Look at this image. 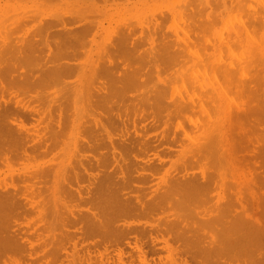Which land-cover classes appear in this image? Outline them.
Returning <instances> with one entry per match:
<instances>
[{"label":"rangeland","instance_id":"1","mask_svg":"<svg viewBox=\"0 0 264 264\" xmlns=\"http://www.w3.org/2000/svg\"><path fill=\"white\" fill-rule=\"evenodd\" d=\"M122 1L0 0V78L3 79H0V124L3 123L0 140L7 139L0 141V191L12 190L9 195L13 200L9 203L13 208L8 199L2 202L4 207L0 205V264H128L124 261L130 252L129 245L136 243L148 250L151 238L157 239V246L162 247L160 253L149 254L142 261L135 259L134 264L137 260L138 264H177L186 257L192 264L196 260L207 264L208 260L204 261L207 254L204 256L202 252L213 244L226 249L228 243L222 234L230 227L236 225L238 234L253 232L257 236L256 230L264 233V0ZM251 1L255 4H250ZM17 22L24 27L16 29ZM119 32L129 39L122 40L119 35L118 40ZM73 35L80 42H74ZM8 40L13 48L18 45L15 50ZM177 41L186 45L178 46ZM117 42L122 46H117ZM170 48L174 53L168 52ZM156 50L162 55L156 57ZM167 54L175 61L169 59L170 64L163 63V58L164 62L168 59ZM99 68L108 69L102 71L105 76L99 73ZM96 69L100 75H95ZM108 73L116 76L107 77ZM126 75L134 81L138 77L135 82L132 80L138 90L135 85H129L133 82L129 77L125 79ZM49 84L51 87L47 89ZM109 86L114 87L110 90ZM115 87H120L115 89L116 93ZM107 89L115 93L110 98V103H114H109L111 94L106 93ZM94 99L96 109L92 104ZM104 103L112 113L103 111ZM183 105H187L185 110L181 108ZM86 125L90 126H87L89 130ZM83 127L85 133L94 128L88 132L89 140L81 132ZM210 142L214 144L209 145ZM203 147L205 150L201 151ZM36 149L41 153L34 152ZM39 169L47 174L36 171ZM68 169L71 173L66 172ZM31 176L34 178L29 181ZM180 182H186L187 189ZM120 184L126 187L120 189L123 188ZM16 185L21 189L16 190ZM117 185L119 189L113 188ZM172 189H178L179 193ZM236 218L243 225L245 222V227ZM256 224L262 227L257 228ZM121 225L130 229L128 241L132 244L125 246L124 242L119 249L105 247L110 242L106 238L105 243L103 234L107 231L110 234L115 226ZM263 233L259 240L264 246ZM9 237L15 242L13 245L4 243ZM256 241L252 243L259 244ZM247 242L251 244V241L239 242L238 247L241 243V248H255ZM205 245L208 247L201 252L199 248ZM193 246L196 249L201 246L200 251L191 249ZM189 248L191 252L202 253L204 259L195 257L199 255L195 251V258H191L194 254L189 256L186 251L190 252Z\"/></svg>","mask_w":264,"mask_h":264},{"label":"bare ground","instance_id":"2","mask_svg":"<svg viewBox=\"0 0 264 264\" xmlns=\"http://www.w3.org/2000/svg\"><path fill=\"white\" fill-rule=\"evenodd\" d=\"M54 1H55V0H54ZM120 1H122V0H120ZM186 1H187V0H186ZM242 1H243V0H242ZM244 1H245V0H244ZM249 1H250V0H249ZM249 1L247 0V2H249ZM12 2H13V1H12ZM122 2H123V1H122ZM240 2H241V1H240ZM245 2H246V1H245ZM251 2H252V1H251ZM260 2L262 3V1H260ZM193 3H194V1H193ZM236 3H237V2H236ZM185 4H186V3H185ZM196 4H197V3H196ZM250 4H253V2L250 3ZM254 4H255V3H254ZM254 4H253V5H254ZM119 5H120V4H119ZM123 5H124V4H123ZM180 5H181V4H180ZM188 5H189V4H188ZM201 5H202V2H201ZM239 5H240V4H239ZM239 5H238V6H239ZM241 5H242V4H241ZM243 5H244V3H243ZM243 5H242V6H243ZM261 5H263V3H262ZM181 6H183V5H181ZM194 6H196V5H194ZM197 6H198V5H197ZM238 6H237V7H238ZM242 6H241V7H242ZM244 6H245V5H244ZM244 6H243V9L245 8ZM250 6H252V5H250ZM191 7H192V6H191ZM241 7H239V10H240ZM246 7H248V6H246ZM257 8H258V7H257ZM257 8H256V9H257ZM194 9H195V7H194ZM243 9L241 8V11H243ZM245 9H246V8H245ZM260 9H261V8H260ZM118 11H119V10H118ZM193 11H194V10H193ZM197 11H198V9H197ZM246 11H249V9H247ZM251 11H252V10H251ZM30 12H31V11H30ZM164 12H165V11H164ZM164 12H163V13H164ZM195 12H196V11H195ZM195 12H194V13H195ZM199 12H200V11H198V13H199ZM249 12H250V11H249ZM254 12H256V10H255ZM79 13H80V12H79ZM91 13H92V12H91ZM118 13H119V12H118ZM245 13H246V12H245ZM250 13H251V12H250ZM31 14L33 15V13H31ZM36 14H37V13H36ZM81 14H83V13H81ZM85 14H86V13H85ZM164 14H165V13H164ZM166 14H168V13H166ZM192 14H193V13H192ZM251 14H253V12H252ZM251 14H250V15H251ZM254 14H255V13H254ZM52 15H54V14L52 13ZM55 15H58V14H55ZM187 15H188V14H187ZM29 16H30V15H29ZM35 16H36V15H35ZM38 16H39V15H38ZM58 16H59V15H58ZM85 16H87V15H85ZM233 16H234V15H233ZM258 16H259V15H258ZM25 17H28V16H25ZM31 17L34 18V16H31ZM167 17H168V16H167ZM56 18H57V17H56ZM86 18H87V17H86ZM159 18H160V17H159ZM171 18H172V17H171ZM211 18H212V17H211ZM60 19H61V17H60ZM232 19H233V18H232ZM250 19H251V18H250ZM162 20H163V18H162ZM165 20H166V19H165ZM170 20H171V19H170ZM63 21H64V20H63ZM87 21H88V20H87ZM171 21H173V20H171ZM192 21H193V20H192ZM20 22H21V20H20ZM20 22H17V23H19V25H18V27H17V25L15 26V27H17L16 29L21 28V27L23 26V25L21 26L22 23L20 24ZM56 22H57V21H56ZM56 22L53 21V23H56ZM90 22H92V21H90ZM116 22H118V21H116ZM128 22H129V20H128ZM128 22H127V23H128ZM224 22H225V21H224ZM53 23H52V24H53ZM94 23H95V22H94ZM160 23H161V20H160ZM171 23H172V22H171ZM230 23H231V22H230ZM241 23H242V22H241ZM42 24H43V23H42ZM44 24H45V23H44ZM50 24H51V23H50ZM121 24L123 25V24H125V23H121ZM161 24H162V23H161ZM165 24H166V23H165ZM243 24H244V23H243ZM46 25H47V24H46ZM48 25H49V24H48ZM106 25H107V24H106ZM130 25H131V23H130ZM132 25H133V24H132ZM158 25H159V24H158ZM162 25H163V24H162ZM162 25H160V27H162ZM50 26H51V25H50ZM125 26H126V25H125ZM203 26H204V25H203ZM243 26H244V25H243ZM23 27H24V26H23ZM46 27H49V26H46ZM117 27H118V26H117ZM131 27H132V26H131ZM201 27H202V26H201ZM258 27H259V26H258ZM41 28H42V25H41ZM43 28H44V27H43ZM65 28H66V26H63V29H65ZM120 28H121V27H120ZM123 28H124V27H123ZM163 28H164V26H163ZM196 28H197V27H196ZM196 28H195V29H196ZM244 28H245V27H244ZM12 29H14L13 31H16L14 27H13ZM121 29H122V28H121ZM126 29H127V28H126ZM192 29H194V28H192ZM122 30H123V29H122ZM161 30H162V29H161ZM247 30H248V29H247ZM247 30H246V28H245V31H247ZM124 31H125V30H124ZM131 31H132V30H131ZM142 31H144L143 28H142ZM181 31H182V30H181ZM234 31H235V30H234ZM248 31H249V30H248ZM248 31H247V32H248ZM17 32H18V30L16 31V33H17ZM133 32H134V30H133ZM133 32H132V34H134ZM172 32H174V31H172ZM202 32H203V31H202ZM1 33H2V32H1ZM136 33H137V32H136ZM144 33H145V32H144ZM174 33H175V32H174ZM174 33H173V34H174ZM248 33H249V32H248ZM251 33L254 34L253 32H251ZM9 34H10V32H9ZM11 34H12V33H11ZM13 34H15V33L13 32ZM120 34H122V32H121V33L119 32L118 37L116 36L117 38H119L118 40H120V37H121L122 40L126 39V37H127L126 34H125V35H122V36H125V38H124V37L122 38V36H121ZM129 34H130V33H129ZM129 34H128V35H129ZM145 34H146V33H145ZM173 34H169V35H173ZM175 34H176V33H175ZM7 35H8V33H7ZM119 35H120V37H119ZM179 35H180V34H179ZM219 35H220V34H219ZM10 36H11V35H10ZM10 36H9V37H10ZM73 36H74V35H73ZM76 36H77V35H76ZM175 36H177V34H176ZM175 36H173V37H175ZM248 36H249V35H248ZM251 36H252V35H251ZM251 36H250V37H251ZM254 36H255V35H254ZM6 37L8 38V36H6ZM130 37H131V36H130ZM168 37L170 38V36H167V40H168ZM205 37H206V36H205ZM255 37H256V36H255ZM74 38H75V36H74ZM83 38H85V37H83ZM175 38H176V37H175ZM179 38H180V36H179ZM199 38H200V35H199ZM8 39H9V38H8ZM76 39H77V40H76ZM128 39H129V37H127L126 40H128ZM172 39H173V38H172ZM176 39H178V38H176ZM176 39H174V40H176ZM256 39H257V37H256ZM10 40H11V39H10ZM10 40H8V43H9ZM78 40H79V39H78V36H77V38L74 39V42H75V41H78ZM80 40H81V39H80ZM82 40H83V39H82ZM113 40H116V39L114 38ZM143 40H144V39H143ZM183 40H184V39H183ZM263 40H264V39H263ZM29 41H32V40H29ZM116 41H117V40H116ZM116 41H115V42H116ZM138 41H139V40H138ZM165 41H166V40H165ZM168 41H170V40H168ZM185 41H186V39H185L183 42H185ZM32 42H33V41H32ZM32 42H31V43H32ZM78 42H80V41H78ZM81 42H82V41H81ZM115 42H114V44H116ZM124 42H125V41H124ZM124 42H122V44H123V45H126ZM173 42H174V41H173ZM173 42H172V43H173ZM181 42H182V41H180L179 43H181ZM10 43H11V41H10ZM23 43H24V42H23ZM27 43H28V42H27ZM29 43H30V42H29ZM29 43H28V44H29ZM33 43H34V42H33ZM33 43H32V45H33ZM117 43H119V42H117ZM177 43H178V41L176 42V45H178V46L183 45V44H180V45H179V44H177ZM11 44H12V43H11ZM76 44H77V43H76ZM78 44H79V43H78ZM78 44H77V45H78ZM112 44H113V43H112ZM120 44H121V42H120L117 46H122V45H120ZM165 44H166V43H165ZM190 44H191V43H190ZM25 45H26V44L24 43V46H25ZM29 45H30V44H29ZM32 45H31V46H32ZM83 45H84V43H83ZM167 45H168V44H167ZM173 45H174V43H173ZM173 45H172V47H173ZM185 45H186V44H185ZM185 45H183V47H184ZM8 46H9V45H8ZM17 46H18V45H15L14 48H13V44H12L11 47L13 48V50H15V47H17ZM19 46H20V45H19ZM79 46H80V45H79ZM81 46H82V45H81ZM190 46H191V45H190ZM195 46H197V44H196ZM22 47H23V45L21 46V48H22ZM28 47H30V46H28ZM33 47L35 48L34 45H33ZM164 47H166V46L164 45ZM167 47H168V46H167ZM3 48H4V47H3ZM31 48H32V47H31ZM34 48H33V49H34ZM120 48H121V47H118L119 50H122V49H120ZM133 48H134V47H133ZM160 48H162V47H160ZM175 48H176V47H175ZM177 48H178V47H177ZM181 48H182V47H181ZM185 48L187 49V47H185ZM5 49H7L6 46H5ZM33 49H31V50L33 51ZM78 49H79V48H78ZM8 50H9V48H8ZM16 50H17V49H16ZM24 50H27V49H24ZM24 50H23V51H24ZM157 50H158V49H157ZM157 50H156L155 53H154V55H155L156 57H157L156 54L162 55V54H160L161 52L158 53L159 51H157ZM168 50H171V48L168 49ZM175 50H176V49H175ZM182 50H183V48H182ZM2 51H4V50H2ZM147 51H148V50H147ZM160 51H162V50H160ZM164 51H165V50H164ZM164 51H163V52H164ZM172 51H173V50L168 51V52H172ZM186 51H188V49H187ZM198 51H199V50H198ZM7 52H9V51H7ZM16 52H17V51H16ZM26 52H27V51H24V53H26ZM29 52H30V51H28V53H29ZM34 52H35V50H34ZM58 52H59V51H58ZM156 52H157V53H156ZM168 52H166V53H168ZM181 52H185V50H184V51H181ZM191 52H192V51H190V53H191ZM231 52H232V51H231ZM0 53H1V52H0ZM59 53H60V52H59ZM121 53H122V52H121ZM166 53H165V55H166ZM173 53H174V51H173ZM179 53H180V52L178 51L177 54H179ZM1 54H2V53H1ZM6 54H7V53H6ZM32 54H33V52H32ZM32 54H30V56H31ZM163 54H164V53H163ZM170 54H171V53H170ZM239 54H241V53H239ZM159 55H158V56H159ZM165 55L162 56V57H165ZM182 55H183V54H182ZM187 55H188V54H187ZM193 55L196 56V54H193ZM198 55H200V54H198ZM26 56H27V55H26ZM167 56H168V54H167ZM167 56H166V57H167ZM169 56H170V55H169ZM169 56H168V59H167L166 62H164V58H163V63H167V62L169 63V62H170L169 59H171L170 57H172L173 55L171 54V56H170V57H169ZM184 56H186V55H184ZM189 56H190V55H189ZM200 56H201V55H200ZM200 56H199V57H200ZM235 56H236V55H235ZM160 57H161V56H160ZM160 57H159V58H160ZM166 57H165V60H166ZM181 57H182V56H181ZM199 57H198V58H199ZM240 57H241V56H240ZM159 58H158V60H159ZM173 58H174V57H173ZM173 58H172V59H173ZM177 58H178V57H177ZM177 58H176V59H177ZM31 59H32V57H31ZM34 59H36V58H34ZM101 59H102V58H101ZM172 59H171V60H172ZM182 59H183V57H182ZM189 59H190V58H189ZM216 59H217V58H216ZM25 60H26V59H25ZM28 60H29V58H28ZM103 60H104V59H103ZM158 60H157V61H158ZM218 60H219V56H218ZM239 60H240V59H239ZM159 61L162 62L161 60H159ZM173 61H175V60L173 59ZM173 61H171V62L173 63ZM178 61H179V60L177 59V62H178ZM187 61H188V60H187ZM189 62H190V61H189ZM194 62H195V61H194ZM233 62H234V61H232V63H233ZM250 62H251V61H249V63H250ZM252 62H253V61H252ZM29 63L31 64V62H29ZM87 63H88V62H87ZM102 63H103V61H102ZM184 63H185V62H184ZM25 64H26V62H25ZM30 64H29V65H30ZM103 64H104V63H103ZM103 64H102V65H103ZM169 64H170V63H169ZM175 64H177V63H175ZM182 64H183V63H182ZM233 64H234V63H233ZM233 64H232V67H234ZM32 65H33V63H32ZM32 65H31V66H32ZM76 65H77V64H76ZM79 65H80V64H79ZM100 65H101V64H100ZM102 65H101V66H102ZM109 65H110V64H109ZM109 65H106V66L108 67V69L111 67V65H110V67H109ZM27 66H28V65H27ZM77 66H78V65H77ZM104 66H105V64H104ZM162 66H163V65H162ZM173 66H174V65H173ZM180 66H181V65H180ZM182 66H184V65H182ZM182 66H181V67H182ZM219 66H220V65H219ZM223 66H224V64H223ZM97 67H98V66H97ZM178 67H179V66H178ZM227 67H229L230 70L232 69L231 66H227ZM230 67H231V68H230ZM111 68H112V67H111ZM111 68H110V69H111ZM163 68H164V67H163ZM195 68H196V67H195ZM223 68H226V67H223ZM223 68H222V70H223ZM76 69H77V67H76ZM94 69H95V68H94ZM99 69H101V68H99ZM108 69H106V68L103 69V68H102L101 71L98 70V69H96L97 71H96L95 75H100L99 73H101V75H104V76H105V74H102V71H103V73H104V72H105L104 70L107 71ZM110 69H109V70H110ZM239 69H240V68H239ZM4 70H5V69H4ZM58 70H59V69H58ZM64 70H65V69H64ZM77 70H78V69H77ZM133 70H134V69H133ZM230 70H229V71H230ZM232 70H235V68H233ZM55 71H56V70H55ZM62 71H63V70H62ZM74 71H75V70H74ZM74 71H73V74H74ZM84 71H85V70H84ZM98 71H100V72L98 73ZM111 71H112V70H111ZM136 71H137V70H136ZM226 71H227V70H226ZM235 71H236V70H235ZM235 71H234V72H235ZM63 72H64V71H63ZM75 72H76V71H75ZM107 72H108V71H107ZM230 72H231V71H230ZM2 73H3V71H2ZM6 73H9V72H6ZM56 73H57V71H56ZM60 73H61V72H60ZM65 73H66V72H65ZM228 73H229V72H228ZM4 74H5V73H4ZM50 74H51V72H50ZM109 74H110V73H108L106 76L108 77ZM112 74H113L114 76H116L114 73H112ZM112 74H110L111 76H110V75H109V76L112 77V76H113ZM200 74H201V73H200ZM243 74H244V73H243ZM52 75H53V74H52ZM57 75H58V74H57ZM93 75H94V74H93ZM123 75H125V74H123ZM49 76H51V75H49ZM53 76H54V75H53ZM62 76H63V74H62ZM104 76H102V77H104ZM59 77L61 78V76H59ZM93 77H94V76H93ZM97 77H99V76H97ZM97 77H95V79H96ZM100 77H101V76H100ZM107 77H106V80L108 81L109 78L107 79ZM118 77H119V76H117L116 79L114 80L115 83L117 82L116 80H117ZM125 77H126L125 79H128L127 77H129V79H131V81H132V80L134 81V79L130 78V77H132V76H127V75H126ZM211 77H212V76H211ZM57 78H58V76H57ZM113 78H114V77H113ZM121 78L124 79V77H121ZM134 78H135V77H134ZM0 79H1V78H0ZM52 79H53V78H52ZM55 79H56V77H55ZM93 79H94V78H93ZM104 79H105V78H104ZM148 79H149V78H148ZM1 80H3V79H1ZM53 80H54V79H53ZM53 80H51V81H53ZM59 80H60V79H58V82H59L58 84H61ZM110 80H111V79H110ZM110 80H109V81H110ZM119 80H120V79H119ZM136 80H138V77L135 79V81H136ZM4 81H5V80H4ZM54 81H55V80H54ZM93 81H94V80H93ZM107 81H106L104 84H107ZM109 81H108V82H109ZM111 81L113 82V80H111ZM122 81H123V80H122ZM133 81H132V82H133ZM135 81H134V82H135ZM119 82L121 83V80H120ZM123 82H124V81H123ZM132 82H130V83H132ZM134 82H133L132 84H129V81H128V83H127L126 85H128V84H129V85H133L132 87H134V85H135V87H136V89H137V86H136V84H134ZM140 82H141V81H140ZM140 82L138 83V85L141 86V84H143V82H141V83H140ZM144 82H145V81H144ZM46 83H47V82H46ZM56 83H57V82H56ZM93 83H94V82H93ZM93 83H91V84H93ZM96 83H97V82H95V84H96ZM113 83H114V82H113ZM117 83H118V82H117ZM117 83H116V84H117ZM120 83H119V84H120ZM125 83H126V81H125ZM125 83H124V84H125ZM44 84H45V83H44ZM44 84H43V85H44ZM95 84H94V86H95ZM181 84H182V83H181ZM52 85H53V84H52ZM64 85H65V84H64ZM64 85H63V86H64ZM98 85H100V84H98ZM110 85H111V84H110ZM126 85H125V86H126ZM0 86H1V85H0ZM49 86H50V84L48 85V87H47V85H46L47 89L51 87V86H50V87H49ZM53 86H54V85H53ZM63 86H61V87H63ZM101 86H102V85H101ZM116 86H118V85H116ZM123 86H124V85H122V88H123ZM46 87H45L44 89H46ZM95 87H96V86H95ZM113 87H114V86H113ZM113 87H112V88H113ZM120 87H121V86H120ZM120 87H119V88L117 87V88L120 89ZM130 87H131V86H130ZM130 87H129V88H130ZM132 87H131V89H132ZM173 87H174V86H173ZM173 87H172V88H173ZM189 87H190V86H189ZM1 88H2V87H1ZM68 88H69V87H68ZM91 88H92V86H91ZM96 88H98V87H96ZM112 88H110V86H109V89H110V90H112ZM127 88H128V87H127ZM127 88H126V89H127ZM174 88H175V87H174ZM187 88H188V87H187ZM4 89H5V88H3V90H4ZM47 89H46V90H47ZM115 89H116V87L113 89L114 92H115ZM118 89H116V91H117ZM175 89H176V88H175ZM0 90H1V89H0ZM5 90H6V89H5ZM91 90H92V89H91ZM110 90H109V91H110ZM137 90H138V89H137ZM171 90H172V89H171ZM64 91H67V89H65ZM64 91H63V92H64ZM69 91H70V90H69ZM94 91H95V90H94ZM99 91H100V90H99ZM106 91H107L106 93H110V94L112 93V92H109L108 89H107ZM124 91H125V90H124ZM134 91H135V89H134ZM158 91H159V90H158ZM177 91H178V90L176 89V92H177ZM203 91H204V90H203ZM208 91H209V90H208ZM114 92H113L112 94H115V93H116V92H115V93H114ZM122 92H123V91H122ZM137 92H138V91H137ZM160 92H161V91H160ZM193 92H194V91H193ZM51 93H52V92H51ZM91 93H92V92H91ZM100 93H101V91L99 92L98 95H100ZM163 93H166V92L164 91ZM167 93H168V92H167ZM167 93L164 94V95H168ZM173 93H174V92H173ZM177 93L179 94V92H177ZM187 93H189V91H188ZM64 94H66V93L64 92ZM93 94L97 95V93H95V92H94ZM102 94H103V93H101V95H102ZM112 94L110 95V97H108V98H109V103H110V100H111L110 98H111ZM139 94H141V93H139ZM142 94H143V93H142ZM145 94H146V92H145ZM156 94L159 95L160 93H159V94L156 93ZM161 94H162V92H161ZM203 94H204V93H203ZM205 94H206V93H205ZM69 95H70V94H69ZM69 95H68V96H69ZM98 95H97V98H98ZM101 95H100V96H101ZM104 95H106V94L104 93ZM107 95H108V94H107ZM107 95H106V97H107ZM143 95H144V94H143ZM157 95H155V96H157ZM164 95H163V96H164ZM179 95H180V94H179ZM189 95H190V94H189ZM108 96H109V95H108ZM170 96L172 97L171 94H170ZM181 96H182L183 101H184V97H183V95H181ZM94 97L96 98V96H94ZM102 97H103V96H102ZM190 97H191V96H190ZM190 97H189V99H191ZM158 98H160V96H158ZM162 98H163V100H164L165 96L162 97ZM176 98H177V97H175V100H177ZM182 98H181V99H182ZM197 98H198V97H197ZM101 99H102V98H101ZM166 99H167V98H166ZM178 99H179V98H178ZM106 100H108V99H106ZM106 100H104V98H103V102H105ZM160 100H161V98H160ZM171 100H172V99H171ZM173 100H174V97H173ZM173 100H172V102L174 103ZM9 101H10V100H9ZM90 101H92V100H90ZM96 101H97V100H96ZM96 101H95V99H94V103H92V104H94V108H95V106H96V104H97V103L95 104ZM101 101H102V100H101ZM154 101H155V100H154ZM183 101H181V102H183ZM190 101H191V100H190ZM192 101H193V99H192ZM199 101H200V100H199ZM164 102H166V101H164ZM170 102H171V101H170ZM175 102H176V101H175ZM181 102H180V103H181ZM197 102H198V101H197ZM200 102H201V101H200ZM1 103H2V101H1ZM1 103H0V104H1ZM17 103H18V102H17ZM98 103H99V102H98ZM100 103L102 104V102H100ZM106 103H108V101H106ZM106 103L103 104L105 110H103L104 108H103V106H101V107H102V110H103V111H110L111 109H109V107H107V106H106V107L108 108V110H106V107H105ZM111 103H114V101H112ZM111 103H110V104H111ZM166 103H167V102H166ZM166 103H165V104H166ZM168 103H169V102H168ZM193 103H194V102H193ZM198 103H199V102H198ZM198 103H197V104H198ZM92 104H91V105H92ZM170 104H172V103H170ZM183 104H184V103H183ZM188 104H189V103H187V105H188ZM187 105H185V106L183 105L181 108L183 109V108L186 107ZM190 105H191V104H190ZM192 105H193V104H192ZM199 105H200V104H199ZM8 106H9V105H8ZM77 106H78V105H77ZM92 106H93V105H92ZM98 106H99V105H98ZM155 106H156V105H155ZM0 107H1V106H0ZM4 107H5V106H4ZM99 107H100V106H99ZM99 107H97V108H99ZM101 107H100V108H101ZM111 107H112V106H111ZM111 107H110V108H111ZM113 107H115V106H113ZM113 107H112V108H113ZM156 107H157V106H156ZM161 107H162V106H161ZM166 107H167V104H166ZM166 107H165V108H166ZM169 107H170V105L168 104V108H169ZM188 107H191V106H188ZM228 107H229V106H228ZM248 107H249V106H248ZM186 108H187V107H186ZM202 108H203V106H202ZM18 109H20V108H18ZM38 109H39V108H38ZM76 109H77V108H76ZM95 109H96V108H95ZM160 110H161V109H160ZM184 110H185V108H184ZM9 111H10V110H9ZM39 111H40V110H39ZM91 111H92V110H91ZM111 111H112V110H111ZM111 111H110V112H111ZM0 112H1V111H0ZM20 112H21V111H20ZM76 112H77V110H76ZM110 112H108V113L110 114ZM1 113H2V112H1ZM4 113H5V112H4ZM4 113H3V114H4ZM6 113H7V112H6ZM25 113H26V112H25ZM41 113H42V111H41L40 113H38V115H40ZM108 113L106 112V114H108ZM111 113H112V112H111ZM29 114L32 115V113H30V112H29ZM74 114H76V113H74ZM1 115H2V114H1ZM5 115H6V114H5ZM8 115H9V114H8ZM15 115H16V114H15ZM35 115H36V114H35ZM3 116H4V115H3ZM33 116H34V115H33ZM108 116H109V115H108ZM110 116H111V115H110ZM110 116H109V118H110ZM114 116H115V115H114ZM114 116H112V117H114ZM115 117H117V116H115ZM121 117H122V116H121ZM4 118H5V117H4ZM4 118H2V119H4ZM88 118H89V117H88ZM107 118H108V117H106V119H107ZM231 118H232V117H231ZM5 119H7V118H5ZM5 119H4V120H5ZM42 119L44 120L45 118H42ZM42 119H41V120H42ZM90 119H91V118H90ZM110 119H111V118H110ZM110 119H109L108 121H110ZM210 120H211V119H210ZM0 121H2V120H0ZM5 121H6V120H5ZM5 121H3V122H5ZM53 121H54V120H53ZM53 121H52V123H53ZM84 121H85V120H84ZM89 121H92V120H89ZM6 122H7V121H6ZM85 122H86V121H85ZM113 122H114V121H113ZM7 123H8V122H7ZM39 123H40V122H39ZM200 123H201V122H200ZM200 123H199V124H200ZM1 124H3V123H1ZM1 124H0V125H1ZM60 124H61V123H60ZM74 124H75V123H74ZM82 124H83V123H82ZM82 124H81V125H82ZM86 124H87V123H86ZM88 124H89V123H88ZM108 124H110V123H108ZM201 124H203V122H202ZM209 124H210V122H209ZM81 125H80V127H81ZM89 125H91V124H89ZM210 125H211V124H210ZM4 126H6V125H3L2 127H4ZM13 126H14V125H13ZM13 126H12V127H13ZM68 126H69V125H68ZM68 126H67V127H68ZM87 126H88V125H86V128H87ZM201 126H202V125H201ZM216 126H217V125H216ZM216 126H215V127H216ZM0 127H1V126H0ZM43 127H44V126H43ZM47 127H48V125H47ZM73 127H74V126H73ZM88 127H90V126H88ZM92 127H93V126H92ZM97 127H98V124H97ZM199 127H200V126H199ZM202 127H203V126H202ZM7 128H8V125H7ZM50 128H51V127H50ZM84 128H85V127L82 128L81 132H82V131H83V132L85 131L86 128H85V129H84ZM99 128H100V127H99ZM0 129H1V128H0ZM4 129H5V128H3V130H4ZM14 129H15V128H14ZM17 129H18V128H17ZM28 129H29V128H28ZM47 129H49V128H47ZM59 129H60V128H59ZM83 129H84V130H83ZM87 129H88V128H87ZM91 129L93 130L94 128H91ZM91 129H90V131H92ZM114 129H115V128H114ZM201 129H202V128H201ZM9 130L12 131V129H9ZM37 130H38V129H37ZM88 130H89V129H88ZM98 130H99V129H97V131H98ZM4 131H5V130H4ZM4 131H3V132H4ZM6 131H7V130H6ZM11 131H10V132H11ZM14 131H17V130L15 129ZM35 131H36V130H35ZM52 131H53V130H52ZM57 131H59V130H57ZM62 131H63V128H62ZM65 131H67V130L64 129V132H65ZM90 131H88V132H90ZM93 131H94V130H93ZM95 131H96V130H95ZM97 131H96V132H97ZM3 132H2V133H3ZM10 132H9V133H10ZM36 132H37V131H36ZM53 132H56V131H53ZM53 132H52V133H53ZM81 132H80V133H81ZM88 132H86L87 135H86V133L84 132V134H85V136H86L85 138H87V139H88V136L90 135V134H88ZM6 133H7V132H6ZM46 133H48V132H46ZM46 133H44V134H46ZM57 133H61V131L56 132L55 134H57ZM90 133H91V132H90ZM98 133H99V132H98ZM170 133H171V132H170ZM12 134H13V133H12ZM14 134H15V133H14ZM19 134H20V132H19ZM26 134H27V133H26ZM26 134H25V135H26ZM31 134H32V133H31ZM48 134H49V133H48ZM64 134H65V133H64ZM64 134H63V135H64ZM94 134H95V133H94ZM3 135H4V134H1V136H3ZM10 135H11V134H10ZM60 135H61V134H60ZM63 135H62V138H63ZM81 135H83V134H81ZM92 135H93V133H92ZM96 135H97V134H96ZM12 136H13V135H12ZM23 136H24V135H22V139L19 138V139H21L22 141H23ZM50 136H51V135H50ZM90 136H91V135H90ZM90 136H89V137H90ZM164 136H165V135H164ZM42 137H43V136H42ZM42 137H41V138H42ZM51 137H52V136H51ZM54 137H55V136H54ZM58 137H60V136L58 135ZM166 137H167V136H166ZM177 137H178V136H177ZM212 137H214V135H213ZM0 138H1V137H0ZM14 138H15V136H14ZM14 138H13V140H14ZM56 138H57V136H56ZM56 138H55V139H56ZM96 138H97V137H96ZM214 138H215V137H214ZM214 138H213V141H215ZM19 139H17V140L20 142ZM55 139H54V141H56ZM58 139H59V138H58ZM89 139H90V138H89ZM89 139H88V140H89ZM1 140H3V139H1ZM1 140H0V141H1ZM5 140L7 141V139H5ZM5 140H3V141H5ZM8 140H9V139H8ZM76 140H77V139H76ZM79 140H80V139H79ZM129 140H130V139H129ZM28 141H29V138H28ZM167 141H168V140H167ZM19 142H18V143H19ZM24 142H25V141H24ZM81 142H82V141H78V143H81ZM211 142H212V141H211ZM211 142L209 143V145L211 144ZM13 143H14V142H13ZM21 143H22V142H21ZM83 143H84V141H83ZM112 143H114L113 140H112ZM207 143H208V142H207ZM207 143H205V145H206ZM22 144H23V143H22ZM24 144H25V143H24ZM195 144H196V143H195ZM213 144H214V143H213ZM213 144H211V145H213ZM8 145H9V144H8ZM18 145H19V144H18ZM36 145H37V144H36ZM119 145H120V144H119ZM205 145H203V146L205 147ZM207 145H208V144H207ZM209 145H208V146H209ZM215 145H216V144H215ZM32 146H33V145H32ZM115 146H116V145H115ZM115 146H114V147H115ZM1 147H2V146H1ZM6 147H7V146H6ZM11 147H12V149H13V146H11ZM15 147H16V146H15ZM19 147H20V145H19ZM21 147L23 148V145H21ZM21 147H20V148H21ZM29 147H30V146H29ZM34 147H36V146H34ZM37 147H38V146H37ZM204 147L201 148V151L205 150ZM210 147H212V146H210ZM210 147H209V148H210ZM25 148H26V146H25ZM206 148H207V147H206ZM0 149H2V148H0ZM9 149H10V148H9ZM9 149H8V150H9ZM12 149H10V150H12ZM38 149H39V148H38ZM109 149H110V148H109ZM207 149H208V148H207ZM207 149H206V150H207ZM32 150H33V149H32ZM5 151H7V148H6ZM37 151H39V150L36 149V151H34V152H36V153L39 154L40 151H39V152H37ZM212 151L214 152L215 150H213V148H212ZM2 152H3V150H2ZM13 152H14V150H13ZM213 152H212V153H213ZM215 152H216V151H215ZM6 153H7V152H6ZM30 153H33V152L31 151ZM30 153H29V154H30ZM40 153H41V152H40ZM42 153H44V152H42ZM194 153H195V152H194ZM18 154H19V153H18ZM104 154H105V153H104ZM109 154H110V153H109ZM0 155H1V154H0ZM6 155H7V154H6ZM11 155H13V154H11ZM14 155H16V153H15ZM14 155H13V156H14ZM20 155H22V154L20 153ZM20 155H19V156H20ZM34 155H36V154H34ZM34 155H33V156H34ZM44 155H46V154L44 153ZM19 156H15V157H18V158H19ZM33 156H32V157H33ZM41 156H42V155H41ZM46 156H47V155H46ZM0 157H1V156H0ZM21 157H22V156H21ZM34 157H35V156H34ZM43 157H44V156H43ZM22 158H23V157H22ZM29 158H31V157H29ZM35 158H36V157H35ZM54 158H55V157H54ZM54 158H53V159H54ZM38 159H39V156H38ZM2 160H3V158H2ZM9 160H10V155H9ZM12 160H13V158H12ZM16 160H17V159H16ZM16 160H14L13 163H15ZM19 160H20V158H19ZM24 160H25V159H24ZM31 160H32V159H31ZM35 160H36V159H35ZM10 161H11V160H10ZM71 162H72V161H71ZM50 163H51V162H50ZM77 163H78V162H76V166L79 165V164H77ZM17 164H18V163H17ZM74 164H75V163H74ZM49 166H51V165H49ZM73 166L76 167L75 165H73ZM2 167H3V165H2ZM46 167L48 168L47 165H46ZM46 167L44 166V168H46ZM52 167H54V165H52ZM52 167H49V169L52 168ZM129 167H130V166H129ZM44 168H42V169H44ZM42 169H41V170L39 169V170H36V171H38L39 173H41V172H42ZM73 169H74V168H73ZM75 169H76V168H75ZM44 170H45V169H44ZM46 170H47V169H46ZM51 170H52V169H51ZM69 170H71V169L66 170V172L69 171ZM36 171H33L34 174H36ZM47 171L49 172V170H47ZM30 172H31V171H30ZM33 172H32V173H33ZM69 172H70V171H69ZM4 173H5V172H4ZM25 173H26V172H25ZM32 173H31V174H32ZM39 173H38V175H39ZM49 173H50V172H49ZM70 173H71V172H70ZM19 174H20V173H19ZM29 174H30V173H29ZM42 174H44V173L42 172ZM42 174H41V175H42ZM46 174H47V173H46ZM46 174H44V175H46ZM32 175H33V174H32ZM36 175H37V174H36ZM36 175H34V176H36ZM41 175H39V176L41 177ZM68 175H69V174H68ZM104 175H106V173H105ZM108 175H109V174H108ZM13 176H14V175H13ZM15 176H16V174H15ZM24 176H25V175H24ZM39 176H38V178H39ZM66 176H67V175H66ZM66 176H65V177H66ZM71 176H72V175H71ZM21 177H22V176H21ZM26 177H27V176H26ZM32 177H33V176L29 177V178H30L29 181L31 180ZM13 178H15V177H13ZM33 178H34V177H33ZM41 178H42V177H41ZM50 178H51V177H50ZM108 178H109V177H108ZM47 179H49V178L47 177ZM65 179H66V178H65ZM102 179H103V178H102ZM5 180H6V179H5ZM18 180H19V179H18ZM23 180H24V179H23ZM25 180H26V179H25ZM27 180H28V178H27ZM27 180H26V181H27ZM38 180H39V179H38ZM38 180H36V182H37ZM43 180H44V179H43ZM66 180H67V179H66ZM98 180H99V179H98ZM105 180H106V178H105ZM105 180H104V181H105ZM7 181H9V178H7ZM29 181H28V182H29ZM46 181H47V180H46ZM49 181H50V180H49ZM109 181H110V180H109ZM179 181H180V180H179ZM1 182H2V181H1ZM18 182L21 183V181H18ZM18 182H17V183H18ZM15 183H16V182H15ZM33 183H34V182H33ZM45 183H46V182H45ZM47 183H48V181H47ZM106 183H107V182H106ZM106 183H105V184H106ZM110 183H111V181H110ZM124 183H125V182H124ZM124 183H123V185H124ZM181 183H183V182H180V184H181ZM187 183H190V181L187 182ZM18 184H19V183H18ZM98 184H99V183L97 182V185H98ZM126 184H127V183H126ZM183 184H184V186H185L186 182H184ZM1 185H2V184H1ZM30 185H31V184H30ZM32 185H33V184H32ZM62 185H65V184H62ZM71 185H72V184H71ZM97 185H96V187H97ZM106 185H107V184H106ZM111 185H112V184H111ZM111 185H110V187H111ZM120 185H121V184H120ZM128 185H129V184H128ZM168 185H169V184H168ZM188 185H190V184H188ZM16 186H17V188H16V190H17L20 186H19V187H18V185H16ZM43 186H44V185H43ZM43 186H42V187H43ZM72 186H73V185H72ZM104 186H105V185H104ZM113 186H114V184H113ZM118 186H119V185H117L116 187H113V188H117ZM178 186L182 187L181 185H178ZM184 186H183V187H184ZM34 187H35V186H34ZM34 187H33V189H34ZM42 187H40L41 190H42ZM47 187H48V186H47ZM47 187H46V190L48 189ZM62 187H65V186H62ZM110 187H109V189H110ZM121 187H123V186L121 185ZM124 187H126V186H124ZM124 187H123V188H120V189H124ZM185 187H186V189H187V184H186ZM190 187H191V185H190ZM190 187L188 186V188H190ZM36 188H37V186H36ZM36 188H35V189H36ZM38 188H39V187H38ZM67 188H68V187H67ZM67 188L65 187V189H67ZM106 188H107V191H108V187H106ZM111 188H112V187H111ZM7 189H9V188H7ZM19 189H21V187H20ZM19 189H18V190H19ZM62 189H63V188H62ZM95 189H96V188H95ZM104 189H105V188H104ZM104 189H103V190H104ZM117 189H119V188H117ZM9 190H10V189H9ZM16 190H15V192H16ZM43 190H44V188H43ZM46 190H45V191H46ZM70 190H71V189H69V188L67 189V191H70ZM101 190H102V189H101ZM110 190H111V189H110ZM172 190H173L175 193H177V191H178V189H176L177 191H176L175 189H172ZM172 190H171V191H172ZM4 191H5V192H4ZM4 191H2V192L0 191V205H2V202L5 201V200H6V201L9 200V201H8V204L11 202L10 200H12L11 196L9 195V192H11L12 190H10V191H6V190H4ZM38 191H40V190H38ZM45 191H44V192H45ZM107 191H105V193H106ZM111 191H112V190H111ZM115 191H116V190H115ZM17 192H19V191H17ZM20 192H21V191H20ZM33 192H35V190H33ZM97 192H98V191H97ZM97 192H96V195H97ZM102 192H103V191H102ZM102 192L100 191V193H102ZM27 193H28V192H27ZM27 193H26V194H27ZM38 193H39V192H38ZM40 193H41V192H40ZM100 193H99V194H100ZM108 193H109V191H108ZM178 193H179V191H178ZM180 193H182V191H180ZM16 194H18V193H16ZM116 194H117V193H115L114 196H115ZM27 195H29V194H27ZM94 195H95V194H94ZM123 195H124V193H123ZM183 195H184V194H183ZM9 196H10L11 199L9 198ZM13 196H14V194H13ZM97 196H99V195H97ZM111 196H112V194H111ZM121 196H122V194H121ZM121 196H120V197H121ZM18 197H19V196H18ZM36 197H37V196H34V198H36ZM94 197H95V196H94ZM104 197H105V195H104ZM118 197H119V196H118ZM97 198H100V196L97 197ZM97 198H95V199H97ZM107 198H108V197H107ZM107 198H106V199H107ZM115 198H117V197H115ZM7 199H8V200H7ZM16 199H17V201H18V198H16ZM16 199H15V200H16ZM41 199H42V198H41ZM43 199H44V198H43ZM91 199H92V198H91ZM102 199H104V198H102ZM108 199H109V198H108ZM15 200H14V201H15ZM21 200H22V198H21ZM99 200H100V199H99ZM99 200H98V201H99ZM104 200H105V199H104ZM123 200H124V199H123ZM6 201H5V202H6ZM12 201H13V200H12ZM22 201H23V200H22ZM22 201H21V205H22ZM94 201H95V200H94ZM106 201H107V200H106ZM110 201L112 202V199H110ZM117 201H119V199H118ZM40 202H41V201H40ZM40 202H39V203H40ZM13 203H14V202H13ZM99 203L101 204L102 202H99ZM99 203H96V204H99ZM104 203H105V202H104ZM104 203H103V205H104ZM4 204H5V203H4ZM8 204L6 203V205H8ZM100 204H99V205H100ZM6 205H5V206H6ZM9 205H10V207H11L13 204H9ZM16 205H17V204H16ZM18 205H19V204H18ZM25 205H26V204H25ZM101 205H102V204H101ZM2 207H4V205H2ZM8 207H9V206H8ZM22 207H24V206H22ZM33 207H35V206H33ZM0 208H1V207H0ZM12 208H13V206H12ZM16 208H17V207H16ZM18 208H19V207H18ZM27 208H28V207H27ZM28 209H29V208H28ZM21 210H22V208H21ZM22 211H23V210H22ZM27 211H28V210H27ZM24 212H25V211H24ZM102 213H103V212H102ZM94 214H95V213H94ZM81 215H82V214H81ZM95 215H96V214H95ZM91 217H92V216H91ZM242 217H243V216H242ZM92 218H93V217H92ZM109 220H110V219H109ZM234 220H235V219H234ZM240 220H241V222H242V219H241V218H240ZM84 221H85V220H84ZM95 221H96V219H95ZM99 221H100V223H101V220H99ZM99 221H98V223H99ZM176 221H177V220H176ZM236 221H239V220H237V218H236ZM229 223H230V222H229ZM234 223H236V222H234ZM238 223H239L240 225L242 224V223H240V221H239ZM101 224H102V223H101ZM250 224H253V222L250 223ZM250 224H249V225H250ZM229 225H230V224H229ZM242 225H243V224H242ZM87 226H88V225H87ZM95 226H96V225H95ZM235 226H236V225H234V227H235ZM243 226L245 227V222H244V225H243ZM88 227H89V226H88ZM102 227H103V226H102ZM226 227H227V226H226ZM234 227H230V229H231V228L234 229ZM253 227H254V226H251L252 229H253ZM256 227L258 228V227H262V226H257V224H256ZM172 228H173V227H172ZM223 228H224V226H223ZM247 228H248V227H247ZM249 228H250V227H249ZM134 229H136V228H134ZM224 229H225V228H224ZM227 229H228V227L226 228V230H227ZM230 229H229L227 232H224L225 234H222V235L225 237V239H224V237H223V239L225 240L226 243H228V244L226 245V249H223L222 247H217V246H215L214 244H213V246H210V247H208V246L205 245L206 247H205V246H203V247L199 246V247H201V248H199V247L197 246V247L201 250V252L204 250V248H207V247L209 248V249L207 248V250L205 249L204 252H202V253H204V254H203L204 256H205V254H207V256H205V260H204V261H207V260H208V261H207V262H208L207 264H264V255H262L263 252H264V248H262L263 245H262V243H260V240H261V239L259 240V238H261L260 235H262L263 232H260V231L258 232V230H256V231H255V232L257 233V236H256L255 233L253 234V232H252V233L249 232V233L247 234V233L245 232V230H243V231H244L246 234H243V232H242L241 234H238L239 228H238V230H236V228H235L234 230H232V229L230 230ZM249 230H250V229H249ZM249 230H246V231H249ZM259 230H260V229H259ZM263 230H264V229H263ZM263 230H261V231H263ZM86 231H87V230H86ZM104 232H106V231H104ZM109 232H110V231H107L105 235L103 234L104 241H105L106 238H107V241L110 242L108 245H105V247L107 246V247H114V248H118V249H119V248H121V247L119 246L120 244H122V243L125 242L126 245H125V244H124V245L127 246V244H130V243H131V241H128L129 236H131V235H129L130 229H128V226H127V225H124V226L121 225V226H118V227L115 226V228H113V230H112V232H111L110 234H109ZM187 232H188V231H187ZM7 233H8V232H7ZM94 233H97V232H94ZM94 233H93V235H94ZM131 233H132V232H131ZM250 233H251V234H250ZM259 233H261V234H259ZM97 234H98V233H97ZM107 234H109V235H107ZM133 234H134V233H133ZM135 234H136V233H135ZM139 234H140V233H139ZM263 234H264V233H263ZM98 235H99V234H98ZM111 235H112V236H111ZM128 235H129V236H128ZM110 236H111V237H110ZM10 237H11V236H10ZM10 237L7 238V239L4 241V243H8L9 245H13V242H14L13 239H14V238H15V239H18V238L12 236L13 239H11ZM99 237H100V236H99ZM136 237H137V236H136ZM194 237H195V236H194ZM196 237H197V236H196ZM262 237L264 238V235H263ZM108 238H109V239H108ZM248 238H250V239H248ZM0 239H1V235H0ZM86 239H87V238H86ZM255 239H258L259 244H258V243H256V244H255V243H252V242H255V241H256ZM101 240H102V239H101ZM130 240H131V239H130ZM149 240H150V239H149ZM252 240H253V241H252ZM15 241H16V240H15ZM107 241H105V243H106ZM133 241H134V240H133ZM193 241H194V240H193ZM242 241H243V242H244V241H251V244H254V245H255V248H252V249H249V248L247 249V247L241 248V243H243ZM258 241H256V242H258ZM262 241H263V240H262ZM18 242H19V241H18ZM93 242H94V241H93ZM149 242H150V244H149V246H148V250H146L142 245H136V243H133V244L131 243L132 245H129V246H130V252H127V253H126V254H127V255H126V258H125L126 261H124V262H125V263L127 262L128 264H132V263L135 261V259H138L139 261H140V260L142 261V260L146 259L147 255H149V254H158V252L160 253V251H161L160 249H162V247H158V246H157V245H158V241H157V239H153V238H151V240H150ZM202 242H203V241H202ZM239 242H241V243H240V246L238 247ZM263 242H264V241H263ZM14 243H15V242H14ZM200 243H201V240H200ZM247 243H248V242H247ZM249 243H250V242H249ZM249 243H248V245H249ZM65 244H66V243H65ZM89 244H90V243H89ZM94 244H95V243H94ZM137 244H138V243H137ZM198 244H199V243H198ZM244 244H246V243H244ZM244 244H242V245H244ZM251 244H250V245H251ZM260 244H261V245H260ZM25 245H26V244H25ZM134 245H135V248H132V246H134ZM145 245H146V244H145ZM193 245H195V243H194ZM248 245H247V246H248ZM250 245H249V246H250ZM254 245H252V246H254ZM256 245H257V248H256ZM258 245H260L261 248H259L260 246L258 247ZM42 246H43V245H42ZM187 246H188V245H187ZM252 246H251V247H252ZM98 247H99V246H98ZM194 247H195V249H196V246H193L191 249H194ZM251 247H250V248H251ZM263 247H264V246H263ZM82 248H83V247H82ZM87 248H88V247H87ZM122 248H123V247H122ZM198 248L196 249L197 251H198ZM239 248H240V249H239ZM245 248H246L247 250H245ZM123 249H124V248H123ZM189 249H190V248H189ZM191 249H190V252H188V249H186L187 253H190V254L192 253V254H194L193 256H192V254H191V255L189 254L190 257L192 256L191 258L198 257L199 259H201V258L204 257V256L201 255L202 253L199 254V253H197L196 250H192L193 252L195 251L197 254H199L198 256H195V253L191 252ZM114 250H115V249H114ZM116 250H117V249H116ZM127 250H128V249H127ZM180 250H181V249H180ZM200 250H199V251H200ZM199 251H198V252H199ZM109 252H110V251H109ZM119 252L121 253V251H119ZM122 252H123V251H122ZM185 253H186V252H185ZM243 253H245V254L243 255ZM1 254H2V252L0 251V255H1ZM162 254H163V253H162ZM197 254H196V255H197ZM250 254H251V255H250ZM200 255H201L202 257H200ZM252 255H253V256H252ZM151 256H152V255H151ZM167 256H168V255H167ZM194 256H195V257H194ZM206 257H207L208 259H206ZM162 258H163V256H162ZM187 258H188V257H186V259H187ZM191 258H190V259H191ZM198 258H197V259H198ZM242 258H243V259H242ZM90 259H91V258H90ZM92 259H93V258H92ZM163 259H164V258H163ZM186 259H181V261H180L179 263L177 262V264H188V263H190V262H187L188 260H186ZM199 259H198V260H199ZM203 259H204V258H203ZM123 260H124V259H123ZM138 260H137V261H138ZM156 260H157V259H156ZM166 260H167V259H166ZM193 260H194V259H193ZM137 261H136V263L138 264ZM167 261H168V260H167ZM167 261H166V262H167ZM175 261H177V259H176ZM175 261H174V262H175ZM202 261H203V260H202ZM151 262H152V261H151ZM157 262H158V261H157ZM174 262H173V263H174ZM140 263H141V262H140ZM144 263H145V262H144ZM192 263H193V262H192ZM192 263H190V264H192ZM196 263L199 264V261L196 260L195 264H196ZM201 263H202V262H201ZM133 264H134V263H133ZM163 264H164V263H163ZM166 264H168V263H166ZM174 264H176V262H175Z\"/></svg>","mask_w":264,"mask_h":264}]
</instances>
